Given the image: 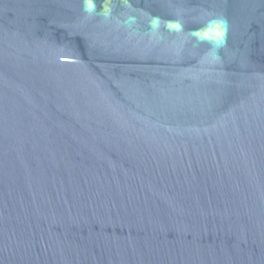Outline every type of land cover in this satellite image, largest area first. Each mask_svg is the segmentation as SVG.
Listing matches in <instances>:
<instances>
[{"label": "water", "instance_id": "obj_1", "mask_svg": "<svg viewBox=\"0 0 264 264\" xmlns=\"http://www.w3.org/2000/svg\"><path fill=\"white\" fill-rule=\"evenodd\" d=\"M0 264H264V0H0Z\"/></svg>", "mask_w": 264, "mask_h": 264}]
</instances>
